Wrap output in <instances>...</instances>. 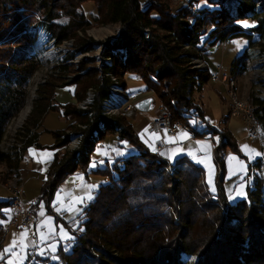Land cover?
<instances>
[{"label": "trees", "instance_id": "obj_1", "mask_svg": "<svg viewBox=\"0 0 264 264\" xmlns=\"http://www.w3.org/2000/svg\"><path fill=\"white\" fill-rule=\"evenodd\" d=\"M198 1L186 0L174 12L154 0H0V141L7 124L25 107L27 81L40 65L31 50L38 44L39 28L58 44L72 39L74 51L69 57L100 48L97 66H88L93 57H83L76 64L63 60L55 66V75L37 89L27 118L34 117L35 122L30 129L23 128V135L17 133L22 148L0 152V164L17 171L25 148L38 145L36 130L45 113L56 111L73 119L66 129L81 135L79 144L55 155L39 196L30 205L33 213L39 202L48 207L68 174L86 168L90 154L107 134H116L134 148L125 157L93 170L107 181L97 187L77 216L82 220L67 223L71 244L60 245L55 258L29 257L25 264H264V204L257 206L251 200L255 189L247 190V199L225 204V152L230 148L237 153L238 148L231 133L206 123L200 104L192 97L209 82L211 73L206 67H195L194 61L201 58L197 51L204 27L210 26L206 32L209 46L240 36L249 45L256 42L253 36L262 42L264 3L205 0L204 6L192 11L189 5L196 6ZM85 2L96 7L94 21L119 24L116 36L94 40L78 34L92 25L81 9ZM62 18L66 21L59 22ZM248 18L255 20L248 29L237 23ZM247 58L246 50L236 55L231 74L243 72ZM127 73L141 77L145 90L153 91L170 119L188 125L193 137L218 134L212 152L218 171L215 193L204 181V169L189 156L165 160L144 145L124 115L102 114L101 102L113 84L106 74L113 75L125 91ZM71 84L80 101L88 88L94 90L87 109L53 103L55 88ZM257 101L254 112L264 120V105ZM77 124L86 127L80 129ZM64 133L65 129L52 131L56 146L68 143ZM8 206L9 200H0V240L9 219ZM192 254H198L197 259L187 261L185 257ZM6 257L0 256V264Z\"/></svg>", "mask_w": 264, "mask_h": 264}, {"label": "rangeland", "instance_id": "obj_2", "mask_svg": "<svg viewBox=\"0 0 264 264\" xmlns=\"http://www.w3.org/2000/svg\"><path fill=\"white\" fill-rule=\"evenodd\" d=\"M158 3H162L167 7L169 11H176L178 8H180L181 4L176 3V0H154ZM264 3V0H261L260 2ZM258 2L257 4H259ZM185 3V2H183ZM83 8L81 7L83 13L85 16L91 21L92 25L85 31V32H79L78 34L80 36L85 35L88 36L94 40H104L107 37H111V34L114 36L118 33V26L105 24L102 22L94 21V17H96L97 12L92 13L90 15V9L92 10L95 7L93 2H85L83 3ZM82 4V5H83ZM196 4V7H202L205 4V0H200ZM213 8V7H212ZM66 19L62 18L59 20V22H65ZM237 23H240L243 26H246L248 22L245 21V19H239ZM210 29V26H205L204 30L208 32ZM203 33L201 35V41L198 45L199 51L197 53L200 55L201 58L196 59H206V61L209 64L210 69L214 68V62H212L211 59L216 60L217 63L222 62L224 64V70H227L229 66L228 59L230 58V54L233 52L234 54H240L242 51L246 50L248 55V61L246 64V69L243 72L235 73L233 75L238 76V90L244 98H247L248 100L251 99V101L258 100L257 102H262L264 105V41L261 42V40L258 39L257 36H253L254 42L252 45H249L248 39L246 37L240 36L235 37L233 39L224 41L220 43H216L212 46H209L210 40H207V34ZM72 40V39H69ZM73 41V40H72ZM59 45L54 44V47H52L49 44H42L38 45L36 42L33 45L32 51L35 52L37 58L40 61V65L37 68V70L30 76V78L27 81V98L30 97V92L33 88V95L31 100V109L33 105V101L35 98H37V89L42 84L41 79L48 76V79L51 76L52 68L49 67V63H56L57 61L61 59H69L72 56L71 53L74 51V47L72 45V49H65L62 50L61 48H58ZM246 46V47H245ZM52 49L51 51H49ZM100 48H96L93 51L79 53H74V56H77L78 62L83 57H93L94 62L91 64H88V66H97L99 63L98 57H99ZM52 56V57H50ZM74 58V57H72ZM234 59V58H233ZM202 61V60H201ZM70 63V64H76ZM204 63V62H203ZM55 66V65H54ZM231 74V73H229ZM125 83H126V95L131 99L132 93H137L136 97H145V96H153V91H142L143 88H145V84L141 80V77H138L135 74L127 73L124 77ZM47 79V80H48ZM46 80V81H47ZM143 84V85H142ZM35 87V89H34ZM217 89H221V86L217 84H208L206 87H204L203 91L200 95H198L199 91H196L192 94L193 99L195 102H201L204 104L208 111V119L211 123L214 125L220 126L221 129L226 128V124L224 123V119L222 117V114H225V108L222 106L220 94L217 93ZM87 91V90H86ZM222 94V91H220ZM201 96V97H200ZM200 98V99H199ZM155 103H157L156 98L154 99ZM72 103V102H68ZM26 104V103H25ZM66 104V103H65ZM77 105V104H76ZM27 113L25 119L17 124L18 116L22 110L19 111V113L11 119V121L7 124L5 133L1 140H3L6 144L11 138L12 135H17L19 133L23 135V131L26 129H23L24 127H27L30 129V127L33 125V122H35V119L27 120L28 115L31 112ZM257 116V115H256ZM44 120V127L48 128L46 129V133H44L45 137H48L46 135H49L50 131H61L64 129V121L60 120L58 114L53 111H49L48 114L45 117ZM258 118V116H257ZM258 121L261 126V133L258 137H255L252 140H249L247 138L246 133V127L241 122L239 118L232 117L229 122V127L233 132V139L236 142V146L238 148V152L234 153L230 148L226 149L224 162H225V175L224 180L222 183L223 192H224V200H226L225 204L234 203L238 199H247V190L248 189H255L254 194L251 198L252 201H255L258 203L257 206L264 204V120L259 119ZM48 126V127H47ZM70 129H65L66 131H69ZM71 131V130H70ZM225 131H228L227 129ZM72 132V131H71ZM229 132V131H228ZM21 138V137H20ZM115 139L116 137L113 134H107L104 139H102L97 146L94 148L92 153L90 154V159L92 161L91 167L94 168L96 166V162H98V158L101 155H105L106 152H108L109 148L115 147ZM1 145L0 152H6V144ZM67 145V144H66ZM66 151L70 150L66 147ZM99 167L105 166V162H100L98 164ZM4 175L6 174V168L3 164H0V199L7 196V190L4 187ZM98 177H102L101 175H98ZM94 178V181H99L100 178ZM93 178V177H92ZM105 179V180H104ZM103 182L107 181V178H103ZM95 183V182H94ZM93 183V184H94ZM69 187V191H71V196L76 195L75 192H73L72 187L67 185ZM216 181H215V188H216ZM6 190V191H5ZM215 193V192H212ZM9 197V194H8ZM79 197V196H78ZM77 199L76 197L73 199ZM214 199H216L214 197ZM72 200V201H73ZM25 204V203H24ZM31 205V204H30ZM25 206L29 209L30 206ZM223 206V205H222ZM221 206V208H222ZM220 207V205H219ZM223 209V208H222ZM223 211V210H222ZM36 215V213H35ZM76 223L79 222V220H82V218L75 219ZM264 221V220H263ZM9 225H13L10 223V221H7ZM75 223V224H76ZM41 224H43L45 227H47L48 223L46 221H43ZM15 227H10L7 231L6 238L4 240H0V256L7 254V257L5 258L4 264H25V255H26V249L32 244L36 245L31 235L28 233L27 237V231L24 229L19 228L18 226L14 225ZM264 226V222H263ZM18 227V228H16ZM72 234V233H70ZM29 238V239H28ZM38 238V237H37ZM39 242V239L37 240ZM37 242V244H38ZM7 250V251H6ZM198 255V254H197ZM196 254H192L190 256H186L185 259L189 262H193L197 259Z\"/></svg>", "mask_w": 264, "mask_h": 264}, {"label": "crops", "instance_id": "obj_3", "mask_svg": "<svg viewBox=\"0 0 264 264\" xmlns=\"http://www.w3.org/2000/svg\"><path fill=\"white\" fill-rule=\"evenodd\" d=\"M83 6L84 4L82 5V8ZM95 11L96 9H93L92 7V10L90 9V15L92 13H95ZM245 21L248 22L246 23V26H243L240 23L238 24H240V26L245 29H248L255 25V20L253 19L248 18L245 19ZM109 25L118 26L117 29H119L118 23H110ZM227 54H230L231 58L228 59L229 66L227 70L223 69L224 60L220 63H217L216 60L211 59L212 62H214L215 64L213 69H210L206 59L201 60L204 62L205 67L209 70V72L220 70L222 73H231L230 65L233 58L237 54H234L233 52ZM209 83L221 86V89H217L216 91L218 94H220L222 106L225 108V114H222V117L224 119L223 121L226 124L225 130L227 129L229 133L233 135V132L229 127V122L232 117L228 114V101L226 98L225 87L223 86V84L209 81L201 88V90L198 92V95L201 94L204 87H206ZM74 89L75 86L73 84L66 85L63 87H56L54 90L53 103H78L80 100L75 97ZM142 91H145V88H143ZM220 91H222V94ZM136 95L137 93L131 94V96L135 97ZM146 97L152 98V101L147 107V109L141 111L134 107L131 111L124 114L126 119L132 124L133 129L135 130V133L137 134L139 139L150 151L157 153V155H159L165 160L173 161L176 157L184 154L189 156L191 160H193L196 164H198L204 169V181H206L207 185L209 186V189L212 192H216L215 181L218 171L214 162L212 152L214 150L215 144L219 141L218 134L210 135V133H208L204 137L195 138L192 136L191 132L180 129L175 133L173 137L167 136L165 130H156L152 125V122L157 116L160 107L158 101L157 103H155V96L149 95L141 98L136 97V100L139 101ZM198 103L201 106L202 114L206 123L211 124V126L215 127L218 130H221L220 126L214 125L208 119V111L204 104L201 102V99ZM48 112L44 114L43 118H41L39 126L36 130L38 145L32 144L27 146L23 152L22 159L20 162V165L25 169L26 172V178L23 185V201L27 206H30V204L36 202L40 193V186H42L43 182L47 179L48 171L55 155L57 153H63L67 147V145L56 146V140L51 130H49L50 134L46 135L48 137L44 136V133H46V129L48 130V128L44 127V120L46 119L45 117ZM56 113L58 114L60 120L64 121V129H66L69 124L74 122L73 119L63 118L60 112ZM113 135L116 137L114 142L115 147L109 148L108 152H106L105 155H101L97 160L98 162L96 163L99 164V161H104L105 166L110 165V163L113 162L116 157H125L128 153L130 154V152L134 150V148H131L130 145H128L124 140H118L116 134ZM180 143H182V145H180ZM91 164L92 161L90 159L88 165L84 170L77 169L76 172L68 174L58 184L56 190L54 191L49 201L48 207L45 206L43 202H39L38 207L36 209V223L33 228L34 232L37 233L39 242L36 245L31 244L26 249V260L24 263L27 262V259L29 257H31L32 260L35 256H50L52 258H55L56 253L58 251V247L60 245L71 244L73 235L70 234L68 227H66L67 223L71 224L76 221L75 219H77V216H79L80 212H82L85 205L92 200L93 194L97 187L101 185V183H103V181L105 180H103L105 176L101 175L102 177H98L97 174L93 173V170L99 167L98 164H96L94 168L91 167ZM97 177L100 178V180L94 181V178ZM69 184L72 187L73 192L76 193V195L71 196V191H69V187L67 186ZM75 197L77 199L73 200ZM0 200H9L8 194ZM43 221H46L48 223L47 227L41 224ZM11 226L15 227L14 225H9L8 222L6 223V226L4 228V240L6 238L7 231Z\"/></svg>", "mask_w": 264, "mask_h": 264}, {"label": "built area", "instance_id": "obj_4", "mask_svg": "<svg viewBox=\"0 0 264 264\" xmlns=\"http://www.w3.org/2000/svg\"><path fill=\"white\" fill-rule=\"evenodd\" d=\"M185 1L186 0H176L175 2L182 5ZM189 6L192 11L196 10V6L194 4H191ZM111 36H114V34H111ZM37 42L38 45L49 44L52 47H54V44H56L59 45L58 48H61L62 50H65L66 48L69 50L72 49V40H64L58 44L56 43L55 39L50 37V35L42 28L38 29ZM51 50L52 49H50L49 51ZM72 57L69 59H61L56 63H49L50 68L54 67L51 69V75H55V66L63 60L66 63H74L77 61L76 55H73ZM105 60L110 61L109 58H106ZM194 61L196 63L195 67L205 68V64L200 59H194ZM106 75L110 77L113 84L109 89L108 96L101 102L102 114L105 116L124 115L135 107V103L137 102L136 97L131 96L130 99L126 95V92L118 84L116 78L111 74ZM47 79L48 76L41 79V83H44ZM238 79L239 78L237 75L222 73L220 70L211 72L209 77L210 82L223 84L228 101L229 116L236 117L241 120V122L246 127L247 138L249 140H252L260 135L261 126L254 112V101H251V99L248 100L247 98L241 96L238 90ZM93 95L94 90L92 88H88L85 98L82 101L76 103L77 107L79 109H87L92 103ZM152 125L156 130H165L166 135L169 137H173L175 133L180 129L190 132L188 125L183 124L181 121H172L169 115L161 106L159 107L158 114L153 120ZM77 127L80 129H84L86 125L77 124ZM99 129H103L102 124H99ZM64 134L69 136L67 148L70 150H74L75 148H77L81 135L75 133L73 134V132H71L70 130L66 131ZM19 139L20 138H18L17 135H12L7 144L3 140H1L0 147L5 143L6 152L13 153L15 151H18L20 150V148H22V142ZM180 145H182V143H180ZM25 173V169L21 165H19L17 171H9L6 168L7 175H4V187L9 194L8 221H10V223L13 225H16L19 228L28 231L33 242L37 244V233L33 230L36 223V215L31 209L25 206L23 201V185L26 178Z\"/></svg>", "mask_w": 264, "mask_h": 264}, {"label": "bare ground", "instance_id": "obj_5", "mask_svg": "<svg viewBox=\"0 0 264 264\" xmlns=\"http://www.w3.org/2000/svg\"><path fill=\"white\" fill-rule=\"evenodd\" d=\"M34 89H35V87H34ZM32 91H33V88H32ZM32 91L30 92V97H28L27 102L24 105L25 107L22 109V111L20 112V114L18 116L17 124L21 123L25 119L27 113L29 112V110L31 108V100H32V95H33V92Z\"/></svg>", "mask_w": 264, "mask_h": 264}, {"label": "water", "instance_id": "obj_6", "mask_svg": "<svg viewBox=\"0 0 264 264\" xmlns=\"http://www.w3.org/2000/svg\"><path fill=\"white\" fill-rule=\"evenodd\" d=\"M151 101H152V98L151 97H146L144 99H141V100H139V101H137L135 103V108H137V109H139L141 111L142 110H145V109H147V107L149 106V104L151 103Z\"/></svg>", "mask_w": 264, "mask_h": 264}, {"label": "snow or ice", "instance_id": "obj_7", "mask_svg": "<svg viewBox=\"0 0 264 264\" xmlns=\"http://www.w3.org/2000/svg\"><path fill=\"white\" fill-rule=\"evenodd\" d=\"M7 251V250H6Z\"/></svg>", "mask_w": 264, "mask_h": 264}]
</instances>
